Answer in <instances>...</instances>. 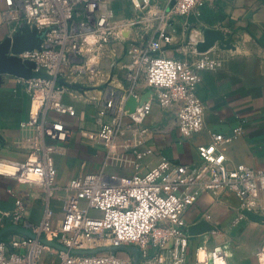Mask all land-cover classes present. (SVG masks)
I'll list each match as a JSON object with an SVG mask.
<instances>
[{
  "label": "built area",
  "instance_id": "1",
  "mask_svg": "<svg viewBox=\"0 0 264 264\" xmlns=\"http://www.w3.org/2000/svg\"><path fill=\"white\" fill-rule=\"evenodd\" d=\"M131 1L135 14L119 17L109 0H6L3 17L11 24L10 35L26 25L37 27L42 34L39 49L24 50L19 55L33 60L35 70L44 68L49 77H20L31 96L29 118L21 122L22 128L30 133L18 141L27 151L26 158L18 160L2 155L5 142L0 137V166L14 169L0 171V175L40 185L45 191V209L39 223L26 219L28 193L16 196L11 212L1 213L0 225L4 216L11 215L14 222L23 220L34 236L0 241V264H44L41 261L44 251L52 249L57 252L59 264H234L228 241L212 248L200 245L195 260L188 262L185 213L203 191H233L241 200L240 212L233 223L249 218L246 211H250L259 217L255 221L264 224V171L245 164L229 166L225 154L218 151L225 139L221 133L214 134L208 145L199 147L202 162L195 167L163 159L142 175H84L78 189L85 194L88 207L69 211L61 227L52 224L50 199L59 188L55 182L56 155L63 153L62 143L70 134V127L61 116L77 114L75 105L64 99L66 87L60 79L66 72H84L109 42L133 41L130 48L133 59L128 75L132 82L129 92L124 95L109 92L98 109L100 134L108 147H113L125 125L142 123L152 112L154 101L175 111L183 135L204 127L205 107L196 87L201 72L217 69L220 61L209 55L188 61L159 54L160 40L154 37L144 41L138 27L145 22L167 24L177 16L200 14L198 7L209 0H169L165 6L156 0ZM127 28L133 29L132 36H124ZM160 33L161 40L170 42L169 34L163 30ZM141 78L153 90V97L140 99L134 91ZM131 95L138 101L132 111L126 107ZM126 118L130 119L127 124ZM42 237L66 249L47 244ZM219 237L221 233L214 232V238ZM105 240L117 247L135 245L139 252L122 256L116 252L72 251L101 246ZM262 256L264 239L256 251L259 264H264Z\"/></svg>",
  "mask_w": 264,
  "mask_h": 264
},
{
  "label": "crops",
  "instance_id": "2",
  "mask_svg": "<svg viewBox=\"0 0 264 264\" xmlns=\"http://www.w3.org/2000/svg\"><path fill=\"white\" fill-rule=\"evenodd\" d=\"M109 2L119 17L135 14L131 0ZM156 2L165 6L169 0ZM6 9V0H0V41L11 33V24L3 17ZM198 10L200 14L177 16L167 24L145 22L138 29L143 32L144 41L154 37L160 40L159 54L188 61L209 55L220 61L217 69L201 72L196 87L205 107L204 127L199 132L183 135L175 111L154 101L152 112L142 123L125 125L113 147L106 145L97 122L98 109L109 92L124 95L131 89L130 39L109 42L84 72H66L62 76L64 99L75 105L77 114L61 116L70 127V134L62 143L63 153L56 155L55 182L59 188L50 199L54 226L61 227L69 211L88 207L85 194L78 189L84 175H142L163 159L195 167L202 162L199 147L211 143L214 134L225 136L218 151L225 154L229 166L245 164L264 171V0H209ZM161 30L170 35V42L159 38ZM134 91L140 99L154 96L142 78ZM30 108L31 96L20 77L0 74V137L5 142L2 155L26 158L27 151L18 141L30 133L21 126L29 118ZM128 122L130 119L126 118L125 123ZM21 193L29 194L26 219L39 223L45 209L44 189L2 175L0 215L13 210L16 196ZM240 208L241 200L233 191L200 193L185 213L189 263L195 260L200 245L212 248L228 241L234 264H259L256 251L264 239V224L248 217L234 224ZM214 232L221 233V237L215 239ZM32 234L23 220L14 222L11 215L4 216L0 241ZM41 261H46V255Z\"/></svg>",
  "mask_w": 264,
  "mask_h": 264
},
{
  "label": "water",
  "instance_id": "3",
  "mask_svg": "<svg viewBox=\"0 0 264 264\" xmlns=\"http://www.w3.org/2000/svg\"><path fill=\"white\" fill-rule=\"evenodd\" d=\"M41 37L42 34L38 30L37 27L30 28L28 25L21 27L17 32L13 35H8L2 41H0V74L9 73L13 75H17L19 77H49V75L45 72L44 68L40 70H35L36 63L30 59H23L19 53L24 50L40 48L41 47ZM137 99L134 96H129L126 107L130 108V110H134ZM249 218L254 220H259V217L254 215L250 211H246ZM34 236V234L30 235ZM42 241L53 245L59 249H66V247L62 244H59L55 241H50L44 237H42ZM119 247L110 245V246H102L99 247V251L105 250H116ZM82 252L80 253H95L98 250L93 249H78ZM74 251V249L72 250ZM75 253V252H74ZM78 253V252H77Z\"/></svg>",
  "mask_w": 264,
  "mask_h": 264
},
{
  "label": "rangeland",
  "instance_id": "4",
  "mask_svg": "<svg viewBox=\"0 0 264 264\" xmlns=\"http://www.w3.org/2000/svg\"><path fill=\"white\" fill-rule=\"evenodd\" d=\"M120 12H121V10H120ZM116 14H119V13H116ZM125 17H127V16H125ZM132 30L133 29L127 28L126 31L124 32V36L125 37L132 36V32H133ZM110 245H111L110 242L105 240V244H103L101 246L93 247V248H90V249L98 250L96 252H116V253H118V254H120L122 256L137 255L138 252H139V249L135 245H124L122 247H119L116 250L99 251V249H98L99 247L110 246ZM73 252L80 253L82 251L78 250V249H74ZM43 254L46 255V261L45 262L43 261L44 264H59V258L57 256V252L54 249H52L50 251H44Z\"/></svg>",
  "mask_w": 264,
  "mask_h": 264
},
{
  "label": "clouds",
  "instance_id": "5",
  "mask_svg": "<svg viewBox=\"0 0 264 264\" xmlns=\"http://www.w3.org/2000/svg\"><path fill=\"white\" fill-rule=\"evenodd\" d=\"M14 169L11 168V167H8V166H0V171H8V172H11L13 171ZM200 258L203 259L204 258V254L203 252H201L200 254ZM262 260H264V256L261 257Z\"/></svg>",
  "mask_w": 264,
  "mask_h": 264
}]
</instances>
